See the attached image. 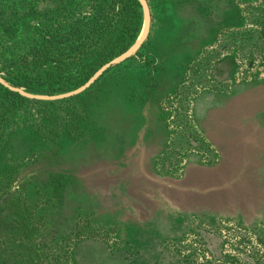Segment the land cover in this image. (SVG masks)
Returning <instances> with one entry per match:
<instances>
[{
	"label": "rangeland",
	"instance_id": "rangeland-1",
	"mask_svg": "<svg viewBox=\"0 0 264 264\" xmlns=\"http://www.w3.org/2000/svg\"><path fill=\"white\" fill-rule=\"evenodd\" d=\"M94 2L0 0V73ZM146 2L135 42L83 87L22 92L0 141V264H264V121L217 146L193 116L225 63L264 75V0Z\"/></svg>",
	"mask_w": 264,
	"mask_h": 264
},
{
	"label": "trees",
	"instance_id": "trees-1",
	"mask_svg": "<svg viewBox=\"0 0 264 264\" xmlns=\"http://www.w3.org/2000/svg\"><path fill=\"white\" fill-rule=\"evenodd\" d=\"M91 8L88 15L73 19L65 11L58 12L55 24L42 29L40 42L18 60L16 68L0 73V141L15 113L34 100L22 92L52 96L76 90L135 42L143 21L137 0H95ZM91 59L94 61L85 63ZM35 247L29 244V248ZM52 259L70 264L58 257ZM49 261L50 257L34 258L35 264Z\"/></svg>",
	"mask_w": 264,
	"mask_h": 264
},
{
	"label": "crops",
	"instance_id": "crops-1",
	"mask_svg": "<svg viewBox=\"0 0 264 264\" xmlns=\"http://www.w3.org/2000/svg\"><path fill=\"white\" fill-rule=\"evenodd\" d=\"M221 61L222 58L214 63L211 73ZM227 63L221 70L224 79L211 77L223 88L203 90L193 100L195 122L205 137L217 146L221 145L220 139L232 137L225 130L233 125L239 123L243 130L244 124L264 121V75L254 79H235L233 61Z\"/></svg>",
	"mask_w": 264,
	"mask_h": 264
},
{
	"label": "water",
	"instance_id": "water-1",
	"mask_svg": "<svg viewBox=\"0 0 264 264\" xmlns=\"http://www.w3.org/2000/svg\"><path fill=\"white\" fill-rule=\"evenodd\" d=\"M140 4H141V8H142V10H143V12H144V14L148 17L149 16V8H148V4H147V2H146V0H137ZM98 71H96V73H97ZM95 73V74H96ZM0 81H2L1 79H0ZM90 81V80H89ZM3 82V81H2ZM87 84V83H86ZM83 87V86H82Z\"/></svg>",
	"mask_w": 264,
	"mask_h": 264
}]
</instances>
